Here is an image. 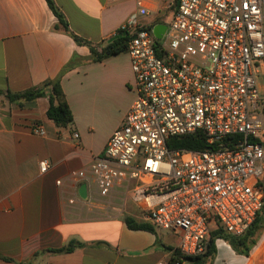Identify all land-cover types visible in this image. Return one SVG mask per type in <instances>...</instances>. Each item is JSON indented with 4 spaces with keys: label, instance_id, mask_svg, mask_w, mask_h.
I'll return each instance as SVG.
<instances>
[{
    "label": "built area",
    "instance_id": "1",
    "mask_svg": "<svg viewBox=\"0 0 264 264\" xmlns=\"http://www.w3.org/2000/svg\"><path fill=\"white\" fill-rule=\"evenodd\" d=\"M132 1L119 30L129 37L134 99L74 182L90 200L122 190L153 228L177 238L179 255L200 256L213 229L242 237L263 204L264 0H169L154 24L140 18L147 0ZM156 24L165 26L159 39ZM30 132L44 135L36 123ZM196 132L205 150L168 149L170 138ZM172 252L156 264H178Z\"/></svg>",
    "mask_w": 264,
    "mask_h": 264
},
{
    "label": "crops",
    "instance_id": "2",
    "mask_svg": "<svg viewBox=\"0 0 264 264\" xmlns=\"http://www.w3.org/2000/svg\"><path fill=\"white\" fill-rule=\"evenodd\" d=\"M69 29L91 42L108 41L134 11L132 0H53ZM167 3V2H166ZM163 0H147L154 24ZM45 0H0V91L20 92L60 77L72 122L57 127L48 117L46 97L9 103L0 95V264H156L169 259L177 238L154 228L130 230V217L148 223L120 189L101 200L82 199L74 176L102 155L134 99L128 55L89 61V50L56 29ZM36 123L43 136L30 132ZM78 137H72V133ZM47 161L40 173L38 163ZM56 182H60L57 184ZM149 224V223H148ZM176 240H175V239ZM69 253L50 250L70 241ZM212 264H264V228L247 256L215 240ZM180 264H191L182 261Z\"/></svg>",
    "mask_w": 264,
    "mask_h": 264
},
{
    "label": "trees",
    "instance_id": "3",
    "mask_svg": "<svg viewBox=\"0 0 264 264\" xmlns=\"http://www.w3.org/2000/svg\"><path fill=\"white\" fill-rule=\"evenodd\" d=\"M47 7L57 20L56 29L69 36L76 45L85 46L88 48L90 62H100L103 59L116 55L118 53H126L128 35L119 36L112 41H104L103 43H91L71 32L68 23L53 0H45ZM150 28L149 26L147 27ZM123 33L122 30H117L115 34ZM73 58L61 69L59 75L50 80H45L36 87H31L20 92L0 91L6 101L9 103H18L33 101L39 97H46L48 108L46 116L57 127H65L72 122V114L66 103L64 93L60 86V77L74 66ZM167 147L170 150H188L202 151L208 145L204 135L196 132L191 135L180 137H172L167 141ZM126 227L130 230H145L154 233V228L148 223H137L130 217L124 218ZM264 228V199L259 213L256 215L254 222L248 228L242 237H233L225 233L221 228L212 230L209 234L208 248L206 252L200 256L186 257L181 256L171 247H166V250H172L171 262L180 264L182 261H189L191 264H212L216 254L215 240L221 239L225 241L231 249L239 255L247 256L252 246L255 245L260 231ZM83 244L74 240L70 241L67 246L59 249L50 250L52 253H69L75 248L82 247Z\"/></svg>",
    "mask_w": 264,
    "mask_h": 264
},
{
    "label": "water",
    "instance_id": "4",
    "mask_svg": "<svg viewBox=\"0 0 264 264\" xmlns=\"http://www.w3.org/2000/svg\"><path fill=\"white\" fill-rule=\"evenodd\" d=\"M178 0H176V4H177ZM165 30V26L162 25V24H156L154 26H152L151 28V32H152V35L159 39L162 35V33L164 32ZM127 34L125 32L123 33H119V34H115L113 35L111 38L108 39V42L112 41L113 39L119 37V36H126ZM78 194L80 196V198L82 199H85L86 198V187L84 184H82L79 189H78Z\"/></svg>",
    "mask_w": 264,
    "mask_h": 264
},
{
    "label": "rangeland",
    "instance_id": "5",
    "mask_svg": "<svg viewBox=\"0 0 264 264\" xmlns=\"http://www.w3.org/2000/svg\"><path fill=\"white\" fill-rule=\"evenodd\" d=\"M168 1H169V0H163V4H165V3L168 2ZM165 12H166V15H165V21H166L167 18L169 17V15H170V10H166ZM161 14H162V13H160L159 16H161ZM140 18H141V20H144L146 17H143V16H142V17H140ZM260 81H262V79H261ZM215 229H217V228H215ZM215 229H213V230H215ZM261 231H262V230H261ZM261 231H260V232H261ZM259 234H260V233H259ZM174 239H175V238H174ZM175 240H176V239H175Z\"/></svg>",
    "mask_w": 264,
    "mask_h": 264
},
{
    "label": "flooded vegetation",
    "instance_id": "6",
    "mask_svg": "<svg viewBox=\"0 0 264 264\" xmlns=\"http://www.w3.org/2000/svg\"><path fill=\"white\" fill-rule=\"evenodd\" d=\"M176 0H174V2H175Z\"/></svg>",
    "mask_w": 264,
    "mask_h": 264
}]
</instances>
